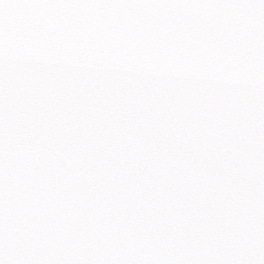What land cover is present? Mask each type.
Here are the masks:
<instances>
[{"label":"snow or ice","instance_id":"6c2138e0","mask_svg":"<svg viewBox=\"0 0 264 264\" xmlns=\"http://www.w3.org/2000/svg\"><path fill=\"white\" fill-rule=\"evenodd\" d=\"M0 264H264V0H0Z\"/></svg>","mask_w":264,"mask_h":264}]
</instances>
